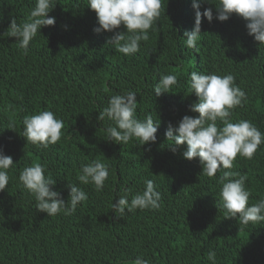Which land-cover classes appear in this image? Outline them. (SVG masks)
Returning <instances> with one entry per match:
<instances>
[{
  "label": "trees",
  "instance_id": "trees-1",
  "mask_svg": "<svg viewBox=\"0 0 264 264\" xmlns=\"http://www.w3.org/2000/svg\"><path fill=\"white\" fill-rule=\"evenodd\" d=\"M193 0H164L155 30L134 56H124L106 41L114 33H97L95 13L87 0H56L49 13L55 26L43 27L24 55L9 37L11 18L27 20L35 0H0V151L11 156L9 184L0 192V264H126L140 256L149 264H264V222L241 226L226 219L220 207L221 185L202 173L198 159L188 161L181 146L173 153L165 140L168 125L185 116L197 97L188 90L192 71L232 74L247 93L233 122L251 121L264 133V45L247 34L236 15L216 19L217 0L201 3V14L212 8L213 20L202 16L197 49L185 44L194 27ZM117 31H125L123 26ZM177 76L178 85L159 97L153 92L161 75ZM137 93V118L159 120L155 143L107 141L110 121L97 119L117 93ZM62 119L61 140L38 150L22 136L23 119L40 111ZM100 160L109 166L102 191L78 181L82 166ZM41 163L56 180L67 203L74 183L88 193L71 216L54 217L35 209V200L19 181L20 172ZM232 171L247 176L249 205L264 199V144L248 160L237 156ZM151 179L161 193L157 210H135L116 218L112 203L130 189L129 200Z\"/></svg>",
  "mask_w": 264,
  "mask_h": 264
},
{
  "label": "clouds",
  "instance_id": "clouds-1",
  "mask_svg": "<svg viewBox=\"0 0 264 264\" xmlns=\"http://www.w3.org/2000/svg\"><path fill=\"white\" fill-rule=\"evenodd\" d=\"M201 3L208 0H193L195 11L194 27L184 33L186 47L197 49L201 38L202 16L207 22L213 20L212 8L199 11ZM56 6V0H35L27 20L18 24L11 18L7 30L9 37L16 38V43L24 55L29 54L31 41L43 27L55 26V17L49 13ZM87 8L95 13L98 27L95 32L114 33L107 39L106 45H114L124 56H134L140 51L141 42L149 40V30L165 11L164 0H87ZM216 19L226 22L236 15L246 22L247 34L259 45H264V0H217L215 5ZM125 31H117L121 28ZM198 50V49H197ZM178 85L176 75H161L154 86L157 97L162 93H171ZM188 90L197 97V102L189 107V111L197 116L185 115L177 124L171 123L164 133L165 140L170 142V150L175 153L181 146L184 159H198L203 175L216 178L221 185L218 193L220 207L226 219H236L241 226L255 225L264 222V199L249 205L251 192L246 188L247 176L232 171L234 161L239 155L251 160L257 150L264 144V133L248 120L233 122L236 108L247 103V93L235 83L232 74L217 75L192 71L188 76ZM137 93L127 90L113 94L98 114L100 121H110L105 129L107 141L115 144H128L135 140L139 146L155 143L159 120L155 121L151 114L143 120L137 118ZM64 122L52 111L44 110L26 116L23 119L22 136L27 143L38 150H46L57 144L63 136ZM12 157L0 151V192L9 184L10 168H14ZM46 166L35 163L25 167L19 174V181L27 192L34 197L35 209L46 213L49 217L59 214L73 215L77 207L88 199V193L77 184H67L69 197L67 203L61 198L59 191L54 190L56 180L46 175ZM109 177V166L100 160H93L81 167L78 181L80 184H92L96 191H102ZM142 192H136L129 200L130 189L111 205L116 218H122L125 212L139 210H157L161 204V193L151 179L145 180ZM208 260L215 264L216 254L209 251ZM126 264H149L140 256Z\"/></svg>",
  "mask_w": 264,
  "mask_h": 264
}]
</instances>
